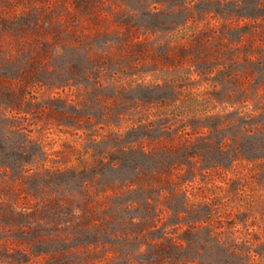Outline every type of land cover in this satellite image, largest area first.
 Returning <instances> with one entry per match:
<instances>
[{"label":"rangeland","instance_id":"1","mask_svg":"<svg viewBox=\"0 0 264 264\" xmlns=\"http://www.w3.org/2000/svg\"><path fill=\"white\" fill-rule=\"evenodd\" d=\"M0 264H264V0H0Z\"/></svg>","mask_w":264,"mask_h":264},{"label":"trees","instance_id":"2","mask_svg":"<svg viewBox=\"0 0 264 264\" xmlns=\"http://www.w3.org/2000/svg\"><path fill=\"white\" fill-rule=\"evenodd\" d=\"M222 149V148H221Z\"/></svg>","mask_w":264,"mask_h":264}]
</instances>
